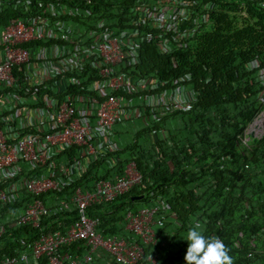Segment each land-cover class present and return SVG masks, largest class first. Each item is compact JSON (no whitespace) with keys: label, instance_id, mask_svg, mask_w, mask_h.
I'll list each match as a JSON object with an SVG mask.
<instances>
[{"label":"trees","instance_id":"trees-1","mask_svg":"<svg viewBox=\"0 0 264 264\" xmlns=\"http://www.w3.org/2000/svg\"><path fill=\"white\" fill-rule=\"evenodd\" d=\"M40 1L67 10L78 6L77 0ZM93 1L81 4L79 16L62 18L72 28V38L100 35L105 28L118 35L136 0ZM186 1L195 8L191 24L184 25L193 29L191 34L170 51H163L157 43L142 44L135 62L111 66L112 76L152 84L144 92L108 86L112 76L102 77L93 61L83 72L73 74L81 84L68 83L58 93L44 84L50 95L69 96L82 108L79 116L87 118L94 135L99 130L88 95L98 100L115 96L131 112L115 123L105 136L104 147L99 148L102 153L90 157L79 177L63 186V191L38 197L47 209L39 219L40 229L17 223L32 196L23 193L19 203L0 204L4 226L0 260L20 262L25 255L27 261L22 264H49L47 256L35 260L31 246L40 230L65 233L74 224L76 205L69 200L74 189L92 191L98 181H112L134 163L141 176L139 184L108 203L88 208L89 217L99 219L97 233L142 246L143 256L137 264H184L187 242L182 239L188 229L198 226L205 237L223 242L232 264H264V120L261 135L249 136L246 130L264 113L263 0ZM29 6L33 9L36 3ZM102 84L105 87L99 88ZM138 120L143 125L132 139H122L116 126L128 127ZM90 142L96 145V137ZM76 149L80 148L74 146L57 155V163L77 158ZM139 196L142 199L133 201ZM141 208H156L154 219L160 220L152 227L155 236L150 244L127 229V213ZM87 251L83 242L62 248L80 259ZM82 264L120 263L99 249L90 262Z\"/></svg>","mask_w":264,"mask_h":264},{"label":"built area","instance_id":"built-area-1","mask_svg":"<svg viewBox=\"0 0 264 264\" xmlns=\"http://www.w3.org/2000/svg\"><path fill=\"white\" fill-rule=\"evenodd\" d=\"M91 2L94 1L77 0V9L67 7V10L56 4L45 6L40 0H0V204L19 203L23 193L33 197L32 202L22 208L17 220L20 225L30 224L40 229L39 219L46 216L47 209L38 197L63 191V186H69L75 177H79L80 169L89 164L90 157L102 153L99 148L104 147L105 136L111 128L131 112L130 106L115 96L98 100L88 95V103L95 107L99 130V134L94 135L85 122L87 118L82 117L83 120L79 116L82 108L69 96L61 99L50 95L44 84L53 87L56 93L68 83L81 84L73 74L83 72L92 61L101 76L106 77L112 74L111 66L135 62L142 44L153 42L163 51H170L186 34L193 32L184 25L191 24L194 4L186 0H136L118 35L105 28L100 35L72 38V28L67 27L62 18L67 14L79 16L81 4L86 6ZM33 3L36 6H32ZM261 4L264 6V0ZM10 11L22 16H12ZM108 86L137 94L152 84L145 79L134 84L122 75H114ZM104 87L105 84L99 86ZM185 100L188 104L189 100ZM29 104L34 105L29 107ZM177 106L179 108L180 103ZM16 107L18 109L14 111ZM257 121L260 120L254 122V127L261 135L263 129L259 127L260 122L256 125ZM253 129H247V134L256 136ZM93 137H96V145L90 142ZM74 146L80 148L76 149L77 158L64 165L57 163L56 156ZM140 178L135 164L129 163L122 176H116L112 181H98L92 191L75 188L69 200L76 205V221L65 233L40 230L31 246L33 258L47 256L49 264H82L90 262L93 252L101 249L117 263L137 264L143 256L142 246L122 238L101 236L95 231L99 219L89 217L87 210L126 193L139 184ZM156 211V208H141L126 215L127 229L139 236L144 244L154 241L152 227L160 224V220L154 219ZM3 232L4 226L0 223V236ZM77 242H83L88 248L81 259L76 254L71 256L62 252L63 247ZM26 261L27 256L23 255L20 262L5 258L0 264Z\"/></svg>","mask_w":264,"mask_h":264},{"label":"clouds","instance_id":"clouds-1","mask_svg":"<svg viewBox=\"0 0 264 264\" xmlns=\"http://www.w3.org/2000/svg\"><path fill=\"white\" fill-rule=\"evenodd\" d=\"M182 240L187 242L184 264H232L223 242L205 237L198 226L188 229Z\"/></svg>","mask_w":264,"mask_h":264},{"label":"rangeland","instance_id":"rangeland-1","mask_svg":"<svg viewBox=\"0 0 264 264\" xmlns=\"http://www.w3.org/2000/svg\"><path fill=\"white\" fill-rule=\"evenodd\" d=\"M256 121V120H255ZM254 121V122H255ZM254 122L249 125L247 127V129H251V128H254L253 131H254V135L258 136L260 133L257 132L256 128L254 127ZM143 125V123L141 122V120H138V122L134 123V125H131V126H126V127H122V126H116L119 130H120V137L122 139H124L125 141H130L133 137V133L138 130L141 126ZM251 126V127H250ZM246 129V130H247Z\"/></svg>","mask_w":264,"mask_h":264},{"label":"water","instance_id":"water-1","mask_svg":"<svg viewBox=\"0 0 264 264\" xmlns=\"http://www.w3.org/2000/svg\"><path fill=\"white\" fill-rule=\"evenodd\" d=\"M258 120H260V125H259L260 129H261V128L263 129L264 113L261 115L260 119H258ZM140 199H142V196L134 197V198H133V201H138V200H140Z\"/></svg>","mask_w":264,"mask_h":264},{"label":"bare ground","instance_id":"bare-ground-1","mask_svg":"<svg viewBox=\"0 0 264 264\" xmlns=\"http://www.w3.org/2000/svg\"><path fill=\"white\" fill-rule=\"evenodd\" d=\"M255 120H256V119H255ZM259 122H260V121H257V123H256L257 126H258ZM250 127H251V126H250ZM255 128H256V126H255Z\"/></svg>","mask_w":264,"mask_h":264},{"label":"crops","instance_id":"crops-1","mask_svg":"<svg viewBox=\"0 0 264 264\" xmlns=\"http://www.w3.org/2000/svg\"><path fill=\"white\" fill-rule=\"evenodd\" d=\"M63 165L65 164V163H62ZM41 175V174H40ZM44 175H46V174H42V176H44Z\"/></svg>","mask_w":264,"mask_h":264}]
</instances>
